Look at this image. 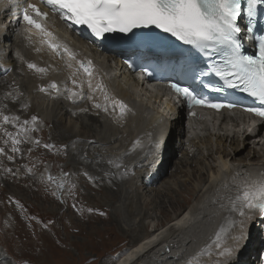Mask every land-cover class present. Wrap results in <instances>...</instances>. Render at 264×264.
Masks as SVG:
<instances>
[{"label": "bare ground", "instance_id": "6f19581e", "mask_svg": "<svg viewBox=\"0 0 264 264\" xmlns=\"http://www.w3.org/2000/svg\"><path fill=\"white\" fill-rule=\"evenodd\" d=\"M79 40L82 42L81 39ZM91 48L94 51L97 50L94 45H91ZM111 58L112 56L106 57L107 60ZM114 61L115 66L120 64L118 58H116ZM64 64L69 66V62L67 61L64 62ZM1 72L2 71H0V73ZM122 74L124 75V77H120L122 82H119L116 87L118 94H113L107 99V102L115 104L116 110L118 112H121V103L126 106L122 112L123 118L120 122V126H117L110 121L102 120L91 114H84L81 112H76L69 118L68 111H62L65 109V101L63 99H53L54 88H50L48 92H43L41 89V81L48 80V78H50L51 81H57L61 83L64 81L63 75L50 72L48 75L39 76V81L37 83L32 81V84L29 79L23 81L22 85L24 89L18 88L17 90V92L23 90L20 94V98H18L20 102L12 101L17 96L15 94L9 99L7 103H4L5 100H3V98L5 91L4 94L0 92V119L1 115L7 116L8 112H11V115H13L8 121L0 120V129H6L8 126L12 127L16 124L18 129L27 132V130L24 129V126L21 124L24 118H26L27 110L30 109L32 111L30 116L32 119L33 117L37 118V115L40 114L42 116V121L45 124L49 122V127L52 124L51 129L55 132L56 139L59 142V147H62V149L59 150L58 156L64 159L65 167L71 168L73 170V175L76 178L81 177V170L88 169L90 172V170L93 169L94 171L96 168L98 172L93 173L92 176H94L95 180H103V183H101L97 189L99 191L104 189L107 193V201L110 202H115L122 199L119 197L123 195L124 190H126L124 194V196L126 195L124 197V203L126 205L123 206L127 218H130L137 212L138 213L136 216H142L143 208L145 206L144 203L139 202L142 200L146 201V206H148V209L151 208L152 210H160L162 212V210H164V204L172 203V200H169V196L171 193L176 191L174 185L177 187L179 186V191L182 186L185 187L187 183L191 182L192 180H196L193 181L195 182L194 190L201 191L202 195L198 201L202 202L198 203L196 206H192L191 209L186 210V212H182L183 214L177 215L174 218L175 220L170 222L171 225L169 226H162L163 228L160 229L158 228V225H155L153 235L143 240L137 247L131 249L115 263L162 264L160 261L162 260L168 261L169 263L185 264V262L191 256L187 257L185 252L177 253L178 250L184 246L183 243H179V240L186 239V241H189L187 244V249H189L192 253L199 252L201 249H204L205 245H209L211 243V241L214 239L215 233L221 224L226 222L225 218L230 214L229 196L234 198L237 191L234 179L240 177L242 182L245 180L259 179L264 177V147H260V152L262 155L258 156L259 151L247 149V146H249V143L246 142L248 139L247 137V139L243 142L237 137L231 141L230 150L218 148L216 151L217 156H215V152L212 149L214 138L219 140V142H217V145L219 146L224 141L223 136H217L215 133H211L210 138L202 140L203 148L206 149V154L203 153V148H198L199 146H196V139H188L187 141L182 140V142H187V144H191L197 148L193 150L190 147L187 156L180 161V164L182 166L183 164L192 165V160H194L192 157H196L197 154L202 155L203 157L207 156L208 158L212 159V163H210L209 167L206 168L207 176H205L206 172H204L202 168L199 169L198 167L196 170L195 166V169L191 171L194 173L190 175L188 173L187 178L182 180L177 179L172 183L165 182L163 184L166 179V173L158 171L155 176H159L151 183L155 186V188H153V193H151V196H147V194H144L143 188L144 185L150 182L145 178V176H142V172L144 170L139 166L138 160L133 158L132 155L137 148L144 147L151 135L150 126L152 125V120L146 116L147 107L145 106V100L141 99L140 92L145 91L147 95H150L151 98H154L155 104L159 102V96L158 94L151 92L147 87L144 88L140 80L136 79L135 76L131 75L125 70L122 71ZM35 75L38 76L36 73ZM1 77L3 76L0 75V78ZM131 82H133L136 88L135 90H131L129 87ZM7 83L17 84L16 78L10 77ZM34 87H36V89H34ZM74 91L78 92V89H75ZM132 104L134 108L132 107ZM16 114L18 117H16ZM164 123H167V129H172L174 135L173 128L176 126V124L173 121H164ZM41 127L43 126H38V128ZM242 136H246V134L243 133ZM12 140L13 138L9 139V135L0 137V148L4 149L3 152H0V182H3L4 178L6 177H19V175H22L23 173V171L16 169L18 163L20 162L22 153L21 149L19 147L18 153L20 156L18 155L19 157L16 158V151H13V147L16 145H13L11 142ZM24 145L28 146L25 148V151L34 147L32 146L31 142L28 144L26 140H24ZM167 147L168 146H166V148ZM164 151H166V149ZM9 157H11L12 160L14 159L12 163L9 162ZM87 157H90V159H87ZM162 158L164 157H160V159ZM242 159L252 161V164L248 165L246 164V161ZM202 162L203 159L199 158L195 165L201 164ZM106 176L110 177L106 178ZM193 176L194 178H192ZM164 177L165 179H163ZM29 180L30 179H24L23 183L20 181L15 182L17 188H15L14 192L18 193V191L24 190L30 194H33L32 192L34 191L35 187L33 188L32 184L28 183ZM32 180L33 184L39 182V180L35 178H32ZM123 184H127V188ZM162 184L163 188L160 189ZM203 184L204 186L201 190L200 188ZM82 190L85 192V189ZM180 191L183 192V189ZM91 197L93 198V195H91ZM226 201L228 202V206L225 212H223L222 204H224ZM80 203L81 201H78L76 206L78 207V204ZM200 210L202 211L203 219L199 221L200 225H198L197 231L183 235V230H186V227L193 221L192 214L195 212L197 213V211ZM121 211L122 208L120 209L119 207L114 209V221L116 220L115 217H117L119 221H124L121 217ZM144 214L148 215V211ZM231 215L237 221L242 219L238 213H231ZM250 215H252V219L247 220L244 225V239L241 240L238 245L231 238H227L224 241V246H231L233 248V253L230 257L219 256L218 252L220 250L212 247L210 253L206 251L205 254L198 257L199 264H253L254 258L252 256L248 257V252H246L244 249L246 241L245 239L247 238L246 231L249 229L250 223H252L251 220L258 216L252 213H250ZM103 218L106 219H103L104 221H108L107 217ZM135 226L136 227L132 229L136 231L134 238L137 240L139 239V236H141L140 232L143 230V228L145 230L146 226L141 224V221ZM259 229L263 231L264 226L260 227L259 225ZM259 229L258 227H255L253 232L256 234L261 233ZM240 230V226L237 224V226L232 230V235L239 234ZM259 243L260 242H255L254 245L261 246ZM164 250H169V254H167ZM175 254L176 256L173 257ZM0 259V264H9L8 261L4 260L2 257H0Z\"/></svg>", "mask_w": 264, "mask_h": 264}, {"label": "rangeland", "instance_id": "374dc122", "mask_svg": "<svg viewBox=\"0 0 264 264\" xmlns=\"http://www.w3.org/2000/svg\"><path fill=\"white\" fill-rule=\"evenodd\" d=\"M14 86H6V90ZM31 112L28 109L26 118L21 122L27 132L18 129L16 124L12 127L8 126L7 130L0 129V137L7 136L8 133L13 131L9 139L16 138L19 140L20 142L16 144L15 148L19 149L20 147L22 152L20 162L16 167L17 170L23 171V173L21 172L22 175H19V177H6L4 183L0 182V257L8 261L9 264H115L127 252L153 235L155 225H158L160 229L166 225H171L170 222L174 221L177 215L191 209L194 203L197 202L195 200L200 198V193L194 190L195 182L193 181L196 180H192L185 187L182 186L179 191L176 190L171 193L169 200L171 199L172 203L164 204L162 212L151 208L149 210L146 201L142 200L139 202L145 204L143 214L148 211V215L136 216L137 212L133 215L134 218L133 216L127 218L123 214V217H121L124 221H119L117 217L114 221V209L121 204L122 206L126 205L124 203L126 190L119 197L122 199L119 200L121 203L118 206L117 202L113 205V201H107L105 190H97V194L90 190L89 192L93 193V198L87 196L88 192L86 190L84 192L82 189H85L84 185L90 182L84 177V172H87L88 169H86L87 171L85 169L81 170L82 172L78 170L81 177L84 178H76L73 175V170L65 167L64 159L58 156L62 147H59L55 132L51 129L52 124L47 127L42 120H33L30 117ZM11 114V112H8L9 116H7L10 118L13 116ZM3 116L5 115H1L0 120H3ZM16 117H18L17 114ZM26 121L27 123H24ZM38 126L43 127L38 128ZM24 140L28 144L31 142L35 148L32 147L25 151L28 146L24 145ZM11 142L13 143V140ZM15 154L16 158L20 156L18 150ZM87 159H90V157H87ZM13 160L10 159L9 162L12 163ZM242 160L247 161L246 159ZM200 165H204V162L194 165L192 170L195 168L197 170L198 167L200 169ZM55 167L57 170H55ZM62 167L71 170V176L74 178L69 175V171H63ZM208 167L209 165L205 164V169ZM95 172H98L96 168L94 171L92 169L87 173L92 176ZM204 172L207 176V171ZM192 173L194 172H190L189 175ZM165 176L166 179L163 184L165 182L172 183L174 180L171 179L175 177H180L181 179H179L182 180L183 176L178 162L175 161L170 164ZM92 177L94 182L102 181L103 183V180H95L94 176ZM32 178L38 179L39 182L33 184ZM24 179H30L28 183L32 184L33 188L35 187L33 194L24 190V193L18 191L21 195L14 192L17 188L15 182L20 181L23 183ZM163 184L160 189L163 188ZM204 184L201 186V190ZM100 185L99 182L98 186ZM123 185L126 188L128 186L127 184ZM153 187L151 184H147V189H143L144 194L151 196L148 190L151 191ZM182 189L183 192L180 191ZM68 195L71 198L68 205H66L61 199H65L67 202ZM74 196L82 200L78 207L75 206ZM121 208L122 213L125 211L124 206ZM103 217H107L108 221H104L106 219ZM140 221L146 228L145 230L143 228L140 232L139 239L135 240L134 234L136 231L132 228L136 227L135 225Z\"/></svg>", "mask_w": 264, "mask_h": 264}, {"label": "snow or ice", "instance_id": "6c2138e0", "mask_svg": "<svg viewBox=\"0 0 264 264\" xmlns=\"http://www.w3.org/2000/svg\"><path fill=\"white\" fill-rule=\"evenodd\" d=\"M10 3L15 5L16 0H10ZM44 3L58 12L61 19L85 25L96 37H103L106 33L116 31L128 33L136 28L154 26L199 50L209 59L213 55H218L220 60L212 63L210 72L228 88H239L264 104V36L258 37L256 54H245L240 39L242 30L238 24L239 18L246 14L247 31L251 32L257 6L264 4V0H246V7L245 0H44ZM22 15L23 20L31 26L26 31L31 32L32 28H35L43 37L52 36V33L35 18H46L47 12H43L35 4L28 3L22 9ZM45 42L53 50L60 47L51 41ZM64 51L68 52V49L65 48ZM68 54L70 58H74L72 53ZM28 67L36 68V65L29 64ZM84 70L89 76L92 75L89 69ZM37 71L44 72L45 69L39 68ZM72 83L75 84L76 81L73 80ZM51 87L55 88V83ZM89 87H92L91 81ZM96 88L103 90V86L99 84ZM171 88L182 96L189 106L201 105L216 109L224 106L200 96L190 87L173 83ZM105 99L108 97L105 96ZM120 106L123 112L126 106L122 103ZM96 107L100 105L97 104ZM247 111L264 117V108H249ZM35 119L33 117V120ZM3 120L8 121L9 117L3 116ZM7 135L11 136V133ZM19 142L13 139V145ZM17 150L13 147V151ZM3 151L4 149L0 148V152ZM229 213L225 218L226 222L221 224L211 243L190 257L185 264H199L198 257L206 251L210 253L212 247L220 250L219 256L232 255L233 248L224 246L225 239L231 238L238 245L245 237L243 229L246 221L252 219L250 213L264 216V177L241 182L234 198L229 196ZM231 213H238L242 219L237 221ZM237 224L241 230L239 234L232 235V230Z\"/></svg>", "mask_w": 264, "mask_h": 264}]
</instances>
